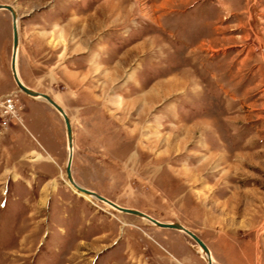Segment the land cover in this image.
I'll use <instances>...</instances> for the list:
<instances>
[{
    "label": "rangeland",
    "instance_id": "obj_1",
    "mask_svg": "<svg viewBox=\"0 0 264 264\" xmlns=\"http://www.w3.org/2000/svg\"><path fill=\"white\" fill-rule=\"evenodd\" d=\"M0 3L23 82L71 118L80 185L216 264H264V0ZM12 52L0 9V264H206L69 184L64 118Z\"/></svg>",
    "mask_w": 264,
    "mask_h": 264
},
{
    "label": "water",
    "instance_id": "obj_2",
    "mask_svg": "<svg viewBox=\"0 0 264 264\" xmlns=\"http://www.w3.org/2000/svg\"><path fill=\"white\" fill-rule=\"evenodd\" d=\"M0 9H7L8 11H10V13L12 15L13 52H12V58H11V69H12V74H13L14 80H15L18 88L28 95H31L33 97H39V98L46 100L55 109H57V111L64 118V122L66 125L67 137H68V147L71 148V151H70L69 156H68L67 166H66V178L73 185L75 190L77 192H80L82 195H87L89 197L96 198L100 201H103V202L109 204L110 206H112L113 208H115L121 212L133 214V215H136L140 218H143V219L155 224L158 227L175 229V230L183 232L185 235L189 236L196 243V245L202 250V252L207 256L206 264H214L212 259H211V252H210L207 244L195 232H193L191 229H189L188 227H186L182 223L177 222V221H162V220L157 219L153 215H151L145 211H142L140 209L122 206L119 203L115 202L114 200L106 197L105 195H102L95 190H92L90 188H87L85 186L80 185L75 180L73 173H72L73 152H74V149H73V147H74V133H73L71 118L68 115L66 109L56 99H54L50 94L29 87L20 78V75L18 73V68H17V56H18V49H19V44H20V31H19L20 15H19L17 9L12 4L0 3Z\"/></svg>",
    "mask_w": 264,
    "mask_h": 264
},
{
    "label": "bare ground",
    "instance_id": "obj_3",
    "mask_svg": "<svg viewBox=\"0 0 264 264\" xmlns=\"http://www.w3.org/2000/svg\"><path fill=\"white\" fill-rule=\"evenodd\" d=\"M18 73H19V71H18ZM19 75H20V73H19ZM20 78H21V76H20ZM22 79V78H21ZM23 81V80H22ZM73 149H74V147H73ZM70 151H71V148H69V153H70ZM67 179V178H66ZM69 181V180H68ZM69 184H71L70 182H69ZM72 185V184H71ZM73 186V185H72ZM75 189V188H74ZM80 193V192H79ZM81 194V193H80ZM87 196V195H86ZM89 197V196H88ZM200 253L202 254V256L204 257V259L206 260L207 259V256L202 252V250L200 249ZM211 259H212V261H213V263L214 264H216L215 262H214V260H213V257H212V255H211Z\"/></svg>",
    "mask_w": 264,
    "mask_h": 264
},
{
    "label": "built area",
    "instance_id": "obj_4",
    "mask_svg": "<svg viewBox=\"0 0 264 264\" xmlns=\"http://www.w3.org/2000/svg\"><path fill=\"white\" fill-rule=\"evenodd\" d=\"M10 102V101H9Z\"/></svg>",
    "mask_w": 264,
    "mask_h": 264
}]
</instances>
